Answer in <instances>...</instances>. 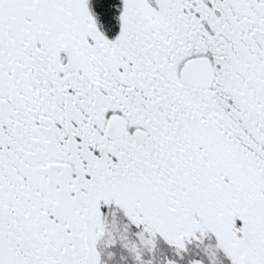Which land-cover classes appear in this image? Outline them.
<instances>
[{"label": "snow or ice", "instance_id": "1", "mask_svg": "<svg viewBox=\"0 0 264 264\" xmlns=\"http://www.w3.org/2000/svg\"><path fill=\"white\" fill-rule=\"evenodd\" d=\"M117 211L264 264V0H0V264H100Z\"/></svg>", "mask_w": 264, "mask_h": 264}, {"label": "rangeland", "instance_id": "2", "mask_svg": "<svg viewBox=\"0 0 264 264\" xmlns=\"http://www.w3.org/2000/svg\"><path fill=\"white\" fill-rule=\"evenodd\" d=\"M121 216L120 213H116L114 217L109 215L107 218L109 228L104 230L97 244L100 264H125V258L129 255V251L121 247V242L123 240L120 239V236L122 235V226L118 220ZM108 230L113 232L114 241L112 244L107 243L109 238L107 234ZM156 238H158V240L155 243V261L151 264H167L168 261L177 260L175 250L159 236ZM205 240L207 241V244L204 246L195 244L189 245L188 250L181 254L182 259L179 260V264H195L197 261H202L203 264H210V259L211 264H219L222 262L219 256L220 250L214 248V237L210 239L206 238ZM206 248H209V252L214 250V255L212 257H209Z\"/></svg>", "mask_w": 264, "mask_h": 264}, {"label": "trees", "instance_id": "3", "mask_svg": "<svg viewBox=\"0 0 264 264\" xmlns=\"http://www.w3.org/2000/svg\"><path fill=\"white\" fill-rule=\"evenodd\" d=\"M121 226H122V235L124 236V239L121 242V247L125 250L129 251V255L125 258V264H151L153 261H155V245L154 247L149 251L147 248L140 247V240L138 238V229L135 227H131L127 220L123 219V215L118 218ZM125 225H127V228H125ZM158 240V238L155 239V243ZM215 240H213L214 242ZM207 244V241L204 240L203 246ZM215 244V243H214ZM136 245L140 256L137 258V254L132 251V246ZM220 258L221 261L219 264H231L230 259L227 258V256L223 253L222 250H220Z\"/></svg>", "mask_w": 264, "mask_h": 264}, {"label": "flooded vegetation", "instance_id": "4", "mask_svg": "<svg viewBox=\"0 0 264 264\" xmlns=\"http://www.w3.org/2000/svg\"><path fill=\"white\" fill-rule=\"evenodd\" d=\"M116 213H120V212L117 211ZM116 213H115V214H116ZM120 214L122 215V213H120ZM123 219L126 220V218H124V217H123ZM130 226H131V225H130ZM131 227H133V226H131ZM106 228H109V225H108L107 223H106L105 229H106ZM105 229H104V230H105ZM104 230H102L98 235L101 236V235L103 234Z\"/></svg>", "mask_w": 264, "mask_h": 264}]
</instances>
